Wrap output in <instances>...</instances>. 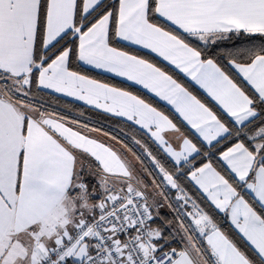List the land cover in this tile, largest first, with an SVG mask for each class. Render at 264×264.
<instances>
[{
  "label": "snow or ice",
  "instance_id": "obj_1",
  "mask_svg": "<svg viewBox=\"0 0 264 264\" xmlns=\"http://www.w3.org/2000/svg\"><path fill=\"white\" fill-rule=\"evenodd\" d=\"M0 264H264V0H0Z\"/></svg>",
  "mask_w": 264,
  "mask_h": 264
},
{
  "label": "trees",
  "instance_id": "obj_2",
  "mask_svg": "<svg viewBox=\"0 0 264 264\" xmlns=\"http://www.w3.org/2000/svg\"><path fill=\"white\" fill-rule=\"evenodd\" d=\"M125 50H128L129 48L132 49L133 51H135L138 54L144 55V56H148L150 59H152L154 62H157L159 65L164 66L166 68L169 69L170 72H173V70H171L168 66H166L165 64H163L162 62H160L159 60H157L155 57L151 56L150 54L140 51L138 49H133L131 47L125 46L123 44H121ZM73 68H76V65H73ZM79 70L85 72L86 74H89L91 76H93L94 78L100 79L103 82H107L110 84H113L115 86L118 87H122L125 88L127 90H131L136 94H139L142 96V98H146L148 99L150 102L153 103L154 106L158 107L159 109L165 111L166 114H171L172 112H170L166 107L162 106L161 104H159L158 102H156L154 99L150 98L147 94L143 93L142 91L134 88L131 85H128L126 83H123L121 81H118L112 77L100 74L98 72H95L93 70H90L88 68H85L83 66H79ZM176 78H178L182 83L185 84V86L189 87L190 91H193L194 94L198 95L199 98H201L202 100H204L205 102L209 103L210 106H214L212 105L205 97H203L200 93H198L197 91H195L194 89H192L189 84L183 80L177 73H175ZM60 99V104L59 105H52L53 107H56L58 111L63 112L64 114L68 115L69 117H75L78 116L79 112H84V116L83 117H79L81 120H85V121H91L92 123H97V121L99 120V122L104 126L105 129L107 130H111L113 128L116 127V125L109 120H104L102 117H97L96 115V110L89 108L88 106H85L81 103L69 100L67 98L64 97H59ZM67 104L69 106V108H65L64 105ZM70 109V110H69ZM150 148L153 149V153L154 155L157 154L158 150L157 148L154 146V144H149ZM222 226L225 227V230H228V226H227V222L225 221H221Z\"/></svg>",
  "mask_w": 264,
  "mask_h": 264
},
{
  "label": "crops",
  "instance_id": "obj_3",
  "mask_svg": "<svg viewBox=\"0 0 264 264\" xmlns=\"http://www.w3.org/2000/svg\"><path fill=\"white\" fill-rule=\"evenodd\" d=\"M121 44H123V45H125V46H128V47H131V48H133V49H138V50H140V51H143V52L148 53L147 50H144V49H142V48H139L138 46H129V45H127L125 42H121ZM148 54H150V53H148ZM150 55L153 56V57H155L154 54H150ZM155 58H156L157 60H159L160 62H162L163 64H165L166 66H168L167 63L164 62V61H162L160 58H158V57H155ZM81 66H83V67H85V68H88V69H90V70H93V71H95V72H98V73H100V74H103V75H106V76L112 77V78H114V79H116V80H118V81H121V82H123V83H126V84H128V85L133 86L134 88H136V89L142 91L143 93L147 94L150 98L154 99L156 102H158V103L161 104L162 106L166 107L170 112H172V110H171V106L167 105L166 102H164V101H160L158 98L154 97L153 94L148 93V92H147L145 89H143L141 86H139V85H132L131 82L125 80L124 78L116 77L115 75H113V74H111V73H106V72H103L102 70L91 69V68H89L88 66H85V65H82V64H81ZM168 67L171 69L170 66H168ZM171 70H173V69H171ZM173 71H174V70H173ZM176 73H177V74H178L183 80H185V81L189 84V86H190L192 89H194L195 91H197L198 93H200L203 97H205V98H206V99H207V100L213 105V102L210 100V98H207V97H206V94H204L203 91L200 90V89L198 88V86L194 85V82L190 81V78L185 77V76H184L183 74H181V73H178V72H176ZM64 98H67V99H69V100L75 101L73 98H69V97H64ZM198 98H199V97H198ZM75 102H78V103L83 104V102H80V101H75ZM83 105H84V104H83ZM85 106H86V105H85ZM154 146L157 148L156 145H154Z\"/></svg>",
  "mask_w": 264,
  "mask_h": 264
}]
</instances>
